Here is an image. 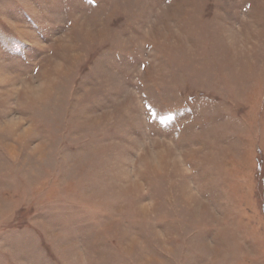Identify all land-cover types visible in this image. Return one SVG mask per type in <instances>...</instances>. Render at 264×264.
<instances>
[{"label":"rangeland","instance_id":"1","mask_svg":"<svg viewBox=\"0 0 264 264\" xmlns=\"http://www.w3.org/2000/svg\"><path fill=\"white\" fill-rule=\"evenodd\" d=\"M262 5L0 0V124L24 121L0 137V264H264V50H227ZM54 61L74 71L30 106ZM157 139L187 174L138 171Z\"/></svg>","mask_w":264,"mask_h":264},{"label":"clouds","instance_id":"2","mask_svg":"<svg viewBox=\"0 0 264 264\" xmlns=\"http://www.w3.org/2000/svg\"><path fill=\"white\" fill-rule=\"evenodd\" d=\"M264 7V5H262ZM252 21L246 20L244 24H251ZM164 27L161 25L155 31H149L146 33V38L153 42L156 46L160 47L163 51L167 48L168 44L164 41L162 37V29ZM260 37V40H256L253 37H250L244 30L243 27L237 25L235 29L232 30L231 39L227 43V50L230 55L233 57L243 55L249 52H257L264 50V33H257ZM135 39V38H133ZM74 69L70 65H66L63 62H53L51 75L50 77L43 83L44 88L42 89V95L40 97H36L31 95L25 87H21L18 89V92L22 93L25 97V100L28 101V104L33 107H39L41 105L47 104L56 94V90L58 85L62 83V81L67 78ZM7 83L8 81H4ZM27 84H31L28 82ZM11 97H4L0 99V105H5L9 102ZM24 121L22 118H14L11 121L0 124V137H7L12 135L13 125L23 124ZM30 131L34 132V129H30ZM3 147L5 151L9 150L7 145H0ZM43 150V145L37 144L33 148L34 153L41 152ZM185 160L184 154L176 147V145L166 139H157L148 143L145 146V151L141 154L142 163L137 166L138 171H147L148 165H152L153 167H157V161L160 162L161 165H169L174 168H178L177 175L182 177L187 174L189 169L184 166L180 167L181 163ZM136 176V172L134 171L129 176L125 177L126 180L132 181ZM194 193L189 196V199L194 197Z\"/></svg>","mask_w":264,"mask_h":264}]
</instances>
